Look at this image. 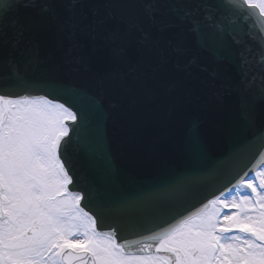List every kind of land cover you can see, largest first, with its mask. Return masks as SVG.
Masks as SVG:
<instances>
[{
  "label": "snow or ice",
  "instance_id": "6c2138e0",
  "mask_svg": "<svg viewBox=\"0 0 264 264\" xmlns=\"http://www.w3.org/2000/svg\"><path fill=\"white\" fill-rule=\"evenodd\" d=\"M21 10L33 13L27 23ZM39 38L68 42L59 61L41 57ZM5 50L0 264H264V126L247 101L238 121L224 112L232 91L264 99V0H0ZM201 50L236 63L239 84L216 87L213 70L195 95L189 78L207 71ZM114 111L148 157L184 124L183 170L162 165L147 188L119 193L105 147ZM219 120L230 146L218 157L208 139ZM237 123L252 137L238 139ZM73 141L104 156L103 185L79 189L66 159Z\"/></svg>",
  "mask_w": 264,
  "mask_h": 264
},
{
  "label": "water",
  "instance_id": "95a60500",
  "mask_svg": "<svg viewBox=\"0 0 264 264\" xmlns=\"http://www.w3.org/2000/svg\"><path fill=\"white\" fill-rule=\"evenodd\" d=\"M33 15L31 10H21V20L27 23L29 17ZM32 33H26L25 39L27 40L31 37ZM258 38L253 37L247 41V44L251 47L253 53H257V45L254 41ZM40 43V55L41 57H47L51 54L55 60L59 61L64 48L68 46V42L65 41L62 47L57 46L55 39L39 38ZM7 50L0 55L6 56ZM197 65H203L207 67V71L201 72L199 67L193 70V76L190 77L191 80H196L204 74H208L213 70L219 72V79H217L214 84L216 87L227 81L230 85L235 87L240 82V69L234 62H226L217 59L212 53L208 51L201 50L197 53ZM255 63L259 64L260 59L258 55L252 57ZM23 68V65H21ZM74 82L81 85L82 87L89 88L93 84L89 81V76L84 73H73L72 74ZM209 85L213 84L210 76H208L207 81ZM215 88L209 90V95L211 91ZM254 89L252 93H240L238 91H232L231 95L227 96L225 106H230L231 109H235L243 101L249 102L253 105L257 99H262L254 96ZM203 95V94H202ZM264 100V99H263ZM260 101V100H258ZM263 102L264 101H260ZM262 111V118L258 120L260 126H264V105ZM224 112L227 115H232L230 111H227L224 107ZM114 115H118L116 119L115 126H113ZM113 117L109 120L107 124V135H106V150L111 154L113 168L119 170V175L116 176V183L118 186L119 193H133L143 188H147L150 184L160 177L161 166H166L169 170L174 172H180L185 167L187 161L182 155L181 145L184 135V124H176L170 132L169 140L162 145L161 151L152 157H148L144 154L143 149L136 142L135 137L139 135V132H134V130L129 126V124L123 119L118 111L113 113ZM211 121H206L205 124L210 125ZM242 131L234 132L238 139L250 138L253 133L249 132V129L244 126L243 123ZM182 129V133L178 135V130ZM124 129V134H119ZM252 131V130H250ZM180 137V141L175 139ZM230 145L227 143L225 149L221 151H216L214 148L210 150L216 155L221 156L228 149ZM177 153V159L174 158V153ZM66 159L68 166L75 172L76 180L80 190L88 191L89 187L92 185L101 186L104 183V174L106 161L102 154L97 152H88L83 150L75 141L68 145L66 152ZM258 159V154H257ZM100 230H108L107 226H104ZM147 234V233H145ZM139 236L124 234V239L127 241H133L138 239Z\"/></svg>",
  "mask_w": 264,
  "mask_h": 264
}]
</instances>
